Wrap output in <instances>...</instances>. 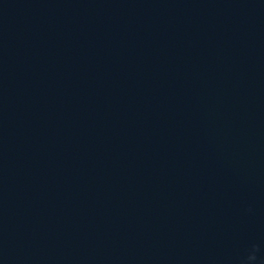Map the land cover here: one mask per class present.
<instances>
[{
  "label": "water",
  "instance_id": "obj_1",
  "mask_svg": "<svg viewBox=\"0 0 264 264\" xmlns=\"http://www.w3.org/2000/svg\"><path fill=\"white\" fill-rule=\"evenodd\" d=\"M264 264V0H0V264Z\"/></svg>",
  "mask_w": 264,
  "mask_h": 264
},
{
  "label": "clouds",
  "instance_id": "obj_2",
  "mask_svg": "<svg viewBox=\"0 0 264 264\" xmlns=\"http://www.w3.org/2000/svg\"><path fill=\"white\" fill-rule=\"evenodd\" d=\"M259 249L258 248H253V251L252 253L248 256L247 258V261H248V264H255V262L257 261V256H256V252L258 251Z\"/></svg>",
  "mask_w": 264,
  "mask_h": 264
}]
</instances>
